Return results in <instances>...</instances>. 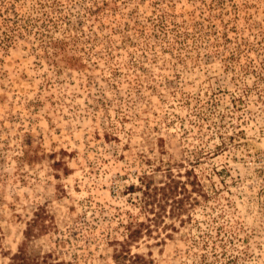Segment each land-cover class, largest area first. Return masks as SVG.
Segmentation results:
<instances>
[{
    "label": "rangeland",
    "instance_id": "1",
    "mask_svg": "<svg viewBox=\"0 0 264 264\" xmlns=\"http://www.w3.org/2000/svg\"><path fill=\"white\" fill-rule=\"evenodd\" d=\"M37 206L74 264H264V0H0V264Z\"/></svg>",
    "mask_w": 264,
    "mask_h": 264
},
{
    "label": "trees",
    "instance_id": "2",
    "mask_svg": "<svg viewBox=\"0 0 264 264\" xmlns=\"http://www.w3.org/2000/svg\"><path fill=\"white\" fill-rule=\"evenodd\" d=\"M164 188L162 185L158 189L164 194ZM141 225L143 227L142 223L135 227L128 226L125 239L114 241L115 247L110 254V264H151V259L129 249L130 242L141 236ZM54 228L48 211L43 206H37L25 224L22 231L23 239L17 250L4 264H74L71 260H65L60 256L61 247L67 242L66 239L55 238L46 248H42L37 242L38 238L49 234L52 232L50 229Z\"/></svg>",
    "mask_w": 264,
    "mask_h": 264
}]
</instances>
